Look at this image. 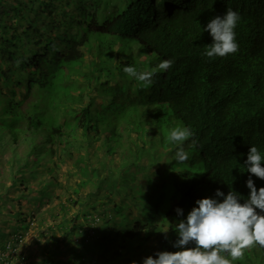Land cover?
<instances>
[{
	"label": "trees",
	"instance_id": "16d2710c",
	"mask_svg": "<svg viewBox=\"0 0 264 264\" xmlns=\"http://www.w3.org/2000/svg\"><path fill=\"white\" fill-rule=\"evenodd\" d=\"M228 8L241 16L239 50L209 58L213 38L204 29ZM108 38L152 55L138 72L174 63L145 86L124 72L131 57L109 63ZM0 93V173L8 164L11 189L20 188L18 181L22 197L40 192V205L60 199L46 188L59 185V148L67 159L76 150L74 168L85 180L79 186L97 188L78 201L95 197L91 213L75 212L71 228L64 217L58 224L64 234L49 242L47 264H141L156 252L179 251L177 225L198 199L222 202L217 189L225 196L234 190L243 204L249 177L257 190L264 187L245 165L256 146L264 167V0H0ZM178 125L194 132L183 142L189 156L183 163L167 139ZM70 138H81L85 148ZM23 177L41 180L39 187L29 192ZM93 215L103 219L100 227H91L90 244H77L73 235L84 228L77 221ZM66 239L81 251L63 261Z\"/></svg>",
	"mask_w": 264,
	"mask_h": 264
},
{
	"label": "clouds",
	"instance_id": "9594fccd",
	"mask_svg": "<svg viewBox=\"0 0 264 264\" xmlns=\"http://www.w3.org/2000/svg\"><path fill=\"white\" fill-rule=\"evenodd\" d=\"M241 16L237 11L228 8L223 17L216 16L207 24L205 31H209L213 42L208 45L205 55L209 58L225 57L239 50L236 41L235 28ZM174 61L163 60L152 70L137 71L132 66H126L124 72L130 77L143 82L145 86L153 83V77L157 72L167 71ZM194 136L190 127H174L167 139L178 145L176 161L183 163L189 159L183 142ZM192 143L196 141L193 139ZM247 171L260 179H264V167H262V155L256 146H251L245 161ZM250 189V195L241 204L239 193L230 190L225 196L219 189L217 197H223L220 202L214 198L198 199L188 213L186 221L181 220L177 225L178 240L173 247L182 250L176 252L159 251L153 256L143 259V264H232L239 260L246 249L253 246L264 248V187L257 190L251 177L246 181ZM257 209L259 212H257ZM178 215H182V209L177 208ZM26 227L21 224L7 237L0 239V264H18V259L25 260L20 250ZM21 236V241L18 237ZM190 242L195 243L194 248L187 247ZM7 245L16 248L11 256L5 249ZM222 253H227L231 260ZM21 264H24L23 262ZM131 264H137L132 261Z\"/></svg>",
	"mask_w": 264,
	"mask_h": 264
},
{
	"label": "rangeland",
	"instance_id": "374dc122",
	"mask_svg": "<svg viewBox=\"0 0 264 264\" xmlns=\"http://www.w3.org/2000/svg\"><path fill=\"white\" fill-rule=\"evenodd\" d=\"M107 40L108 49L106 50V58L108 59L110 64L115 65L119 60H123L126 57L127 59L131 57L133 59V64L131 65L132 67H134L135 69H145V65L152 57V55L148 52L143 53V57L139 56L136 52L135 47L131 49L129 48L130 44H125L116 38H108ZM122 51L123 54L119 55ZM140 60L146 63L140 64ZM89 63V60L85 61V65L82 68V71H88L86 65ZM38 91L39 90L35 92V95L32 98L26 100L25 104L21 108L24 109L22 110V112L28 111L30 106L33 105V102L35 101L34 97H37ZM1 94L2 93H0V96ZM41 107L43 108L44 105H42ZM78 133L80 134V131L77 132V135ZM74 140L77 146L82 143L83 148H85L86 143H84L81 138H70L71 142H73ZM60 152L61 149L59 148V152L55 156V160H57V164L59 167V185L57 187L46 186V188H48V191L50 189L52 192L58 193V195L60 196V199L54 200V203L44 199L40 205L37 202L38 196H41L40 192H33V197L30 198L22 197L21 195L23 194L22 190L24 187L21 186L18 181L17 185H19L20 188L11 189L12 180L10 178H12V173L8 169H6L8 164L4 166L3 170L0 173V239H6L7 237H9V235H11V233L20 224L26 227L23 236V242L20 244V250L22 252L23 249V256L25 260L18 259V264H21L22 262L24 264H47L50 259V257L48 256V246L50 244L49 242L53 238H61L64 234L63 232L61 233L59 229H56L58 228L57 226H59L58 224L62 222L63 217L65 219L64 222L66 223V227L71 228L73 214L75 212L84 211L85 213H91L90 211H92L89 206L93 205L94 200L96 199L95 197H92V199L88 203L86 201H84L83 203H78V201H80L81 198L82 200H84L85 197H88V194L90 192L95 193L97 188L93 186L91 187L89 185L86 188L79 186V184L85 180L82 176L80 177V174L77 173L76 169L74 168L75 160L77 159L75 149H72V152L73 154L75 153V155H73L71 159H67L66 156H62ZM115 156L116 163H118L120 160L119 152H117ZM98 157H102L101 151H98ZM92 158L95 161V156H92ZM201 166L202 165L198 162L195 164V168L197 170L201 169ZM24 180L25 179L23 177L21 181L25 182V184L30 186L31 188L29 192L35 191V188L39 187V182L41 181L36 178H32L30 180L26 178L27 181ZM61 189L62 191L60 192ZM76 189L79 190V194H74V191ZM105 190L109 191L110 185H106ZM48 191H44V198L48 199ZM106 191L99 190V195H107L108 192ZM42 199L43 198H40V200ZM51 199L53 198L51 197ZM60 204H63L65 206V211H63L62 213H60L59 211ZM132 211H134V214H137V211ZM17 214H20V216L17 217ZM54 216H56L55 219ZM100 219L101 218L99 216L93 215L89 217V221L87 222H85L84 220L77 221V223L80 222L84 226V228L78 230V232H75V234L73 235V238L75 240L74 242L77 243V240L80 241L81 239H84V243L90 244L93 232H95L91 229V227H100L99 225L103 220ZM19 220L22 221L20 222ZM51 228H53L54 230H52ZM56 231L57 233H54ZM46 243H48V245H46ZM149 245H146L145 248H147V246ZM60 249L63 254L59 255L58 258L59 260L63 261L69 255H73L71 251H73L74 253L81 251L79 245L74 246L73 243H68L67 239L62 242V244L60 245ZM178 250L180 251L181 249L179 248ZM242 257L243 260L242 258H240L239 260L232 261V264H262L264 261V248L258 245L253 246L252 248L246 249ZM228 259L231 260V257Z\"/></svg>",
	"mask_w": 264,
	"mask_h": 264
},
{
	"label": "built area",
	"instance_id": "2783aa9c",
	"mask_svg": "<svg viewBox=\"0 0 264 264\" xmlns=\"http://www.w3.org/2000/svg\"><path fill=\"white\" fill-rule=\"evenodd\" d=\"M18 239L21 241V236L18 237ZM7 252H9L11 254V256L16 252V248H12L10 245H7L6 248ZM5 264L8 263L7 259L5 260Z\"/></svg>",
	"mask_w": 264,
	"mask_h": 264
}]
</instances>
